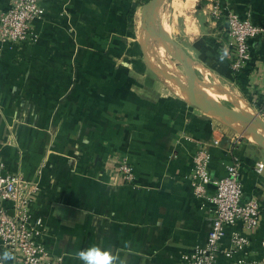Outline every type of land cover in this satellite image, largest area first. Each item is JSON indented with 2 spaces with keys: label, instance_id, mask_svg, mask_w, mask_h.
Wrapping results in <instances>:
<instances>
[{
  "label": "crops",
  "instance_id": "0c3cea01",
  "mask_svg": "<svg viewBox=\"0 0 264 264\" xmlns=\"http://www.w3.org/2000/svg\"><path fill=\"white\" fill-rule=\"evenodd\" d=\"M146 1L42 0L34 40L0 46V164L37 188L32 218L42 220L43 245L63 264H81L76 253L92 244L107 248L116 264H179L204 247L210 230L212 206L194 197L190 179L192 159L206 147L210 176L220 179L238 163L244 199L255 198L261 209L245 253H222L239 230L229 228L215 264L262 260L264 169L258 175L255 165H264V150L174 92L159 91L163 75L149 67L140 40L146 34L138 28ZM11 2L0 0V14ZM169 2L185 12L176 43L191 59L198 98L206 101V84L222 87L258 114L264 33L250 42L251 60L235 73L222 13L264 29V0ZM158 16L156 10L164 30ZM122 161L133 169L132 183L117 173ZM213 192L208 186L206 196ZM4 251L13 256L4 264H21Z\"/></svg>",
  "mask_w": 264,
  "mask_h": 264
},
{
  "label": "built area",
  "instance_id": "2783aa9c",
  "mask_svg": "<svg viewBox=\"0 0 264 264\" xmlns=\"http://www.w3.org/2000/svg\"><path fill=\"white\" fill-rule=\"evenodd\" d=\"M220 15L221 12L214 14L216 19ZM222 15L227 47L231 52V69L239 73L251 60L250 42L263 34L264 29L231 11H225ZM43 16L42 0H12L9 9L0 14V46L33 41V23ZM258 115L264 120V94ZM209 162L208 148L200 147L192 159L190 179L194 197L205 199L212 206L210 230L204 247L197 248L179 264H215L227 230L237 226L239 230L229 235L230 249L222 253L227 258L234 252L245 253L250 245L248 234L260 224L258 201L252 197L244 199L240 165L228 166L222 178L214 179L209 173ZM116 169L125 183L134 181L133 169L127 162H119ZM263 169L262 163H256V174L260 175ZM208 186L214 190L209 197L206 196ZM36 193L37 188L30 182L9 173L0 164V247L15 252L21 264H63L62 258L51 256L43 245L42 220L32 218L31 205ZM233 264H264V259H239Z\"/></svg>",
  "mask_w": 264,
  "mask_h": 264
},
{
  "label": "rangeland",
  "instance_id": "374dc122",
  "mask_svg": "<svg viewBox=\"0 0 264 264\" xmlns=\"http://www.w3.org/2000/svg\"><path fill=\"white\" fill-rule=\"evenodd\" d=\"M149 1V0H148ZM148 1H146L144 4H146ZM170 0H163L158 6L157 9L158 13L160 16H158L160 23L164 29V31L166 32V34L175 42H181L182 41V33L181 30L183 28V22L185 19L184 15V11H180V13L177 11L178 10V6L174 7H169L170 5ZM151 26L154 28L155 31L158 30L157 24L151 22ZM139 28V32L143 34L145 33L144 28L141 30L140 26H138ZM141 35V34H139ZM142 38H144V42L146 43L145 47H144V55L146 56V60L149 64V67H151L152 69H154V71H159L162 76H159V84H158V89L160 92H163L166 94L171 93L173 95V91L168 87V83L166 82L165 78L167 80L169 79H175L176 81H178L179 83H182L184 85L187 86V79H186V75L185 72L183 70L182 65L180 64V62H178L175 58H173V56H171V54L168 52V50H166V48H162V44L154 41L152 39H146V36L141 35L140 40H142ZM165 77V78H164ZM196 79H199V76H196ZM200 80V79H199ZM170 81V80H169ZM210 82L215 83V80L212 78L210 79ZM229 87V86H228ZM168 88V89H167ZM170 89V90H169ZM239 99V98H238ZM220 100V99H217ZM241 101V99H239ZM243 102V101H242ZM218 104L221 105L223 108L227 109V110H233L234 106L230 105L227 102L224 101H218ZM217 105V102H216ZM255 117H258V114H254ZM260 119V120H259ZM259 121L264 123V120L262 118L259 117ZM216 122H218L219 126H222L224 130L230 131L236 135L239 136H243L242 134L244 133H240L241 130V126H237L238 123L236 122H228V121H224V120H218L215 119ZM240 125V124H239ZM242 125V124H241ZM258 129V135L264 139V131ZM236 130V131H234ZM238 132V133H237Z\"/></svg>",
  "mask_w": 264,
  "mask_h": 264
},
{
  "label": "water",
  "instance_id": "95a60500",
  "mask_svg": "<svg viewBox=\"0 0 264 264\" xmlns=\"http://www.w3.org/2000/svg\"><path fill=\"white\" fill-rule=\"evenodd\" d=\"M162 0H149L143 7L142 11V26L148 38L161 43L166 46V50L175 58L183 67L187 79V95L189 104L206 113L207 115L228 122H236L242 124L250 133L253 141L257 143L264 150V139L258 135V129L264 131V123L259 121V116H251L236 112L235 110H227L221 105H214L211 102H201L197 99L196 81L194 71L192 68L191 59L186 55L183 49L174 42L157 24L158 30H154L151 22L156 24L155 12L157 6ZM259 119V120H258Z\"/></svg>",
  "mask_w": 264,
  "mask_h": 264
},
{
  "label": "bare ground",
  "instance_id": "6f19581e",
  "mask_svg": "<svg viewBox=\"0 0 264 264\" xmlns=\"http://www.w3.org/2000/svg\"><path fill=\"white\" fill-rule=\"evenodd\" d=\"M194 1L195 0H187V5H191ZM175 4H177V3H175ZM142 39H144V38H142ZM162 48L165 49L166 46L163 45ZM206 79H207V77H206ZM203 80L205 81V79H203ZM166 82L168 83V87L177 96H179L183 100L188 101L187 87L182 86L180 84L172 83L169 80H166ZM196 89H197V87H196ZM202 90L204 92V98H205V100L207 102H211L212 104L216 105V100L217 99H220V100H223V101L228 102L231 105H233L234 106V110L236 112H240V113H244V114H249L251 116L253 115L251 109H249L244 102L240 101L235 94H233L232 92H230L227 89H224V88L218 87V86L217 87H213V86H209L208 84H206V85H204L202 87ZM197 91H198V89H197ZM198 96H199V92H197V99L200 100V98H198ZM200 101L201 102H206L204 100H200ZM237 126H243V125H241V124L239 125L238 124ZM243 136H245L246 139L253 141V139H252V137H251V135H250L249 132H245V134Z\"/></svg>",
  "mask_w": 264,
  "mask_h": 264
},
{
  "label": "clouds",
  "instance_id": "9594fccd",
  "mask_svg": "<svg viewBox=\"0 0 264 264\" xmlns=\"http://www.w3.org/2000/svg\"><path fill=\"white\" fill-rule=\"evenodd\" d=\"M76 255L79 257L81 264H116L117 262V257L114 254L98 244H92L85 249H81ZM12 258V253L4 251L0 253V264H4L6 260Z\"/></svg>",
  "mask_w": 264,
  "mask_h": 264
}]
</instances>
